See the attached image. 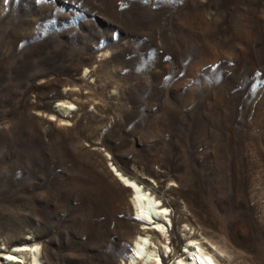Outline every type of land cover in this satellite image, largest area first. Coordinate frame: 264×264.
Wrapping results in <instances>:
<instances>
[{
    "label": "rangeland",
    "instance_id": "374dc122",
    "mask_svg": "<svg viewBox=\"0 0 264 264\" xmlns=\"http://www.w3.org/2000/svg\"><path fill=\"white\" fill-rule=\"evenodd\" d=\"M111 164L169 209L166 240ZM139 233L163 264L191 237L264 264V0H0V254L132 264Z\"/></svg>",
    "mask_w": 264,
    "mask_h": 264
},
{
    "label": "bare ground",
    "instance_id": "6f19581e",
    "mask_svg": "<svg viewBox=\"0 0 264 264\" xmlns=\"http://www.w3.org/2000/svg\"><path fill=\"white\" fill-rule=\"evenodd\" d=\"M57 106L62 113H66L73 108V105L69 101H60ZM50 116L52 119L53 114ZM111 167L114 176L125 187L131 190L134 218L142 221V228H145V232L146 229L151 228L153 232L163 235L166 240V232L168 226L171 225V219L168 217L169 209L148 188L138 183L135 179L123 174L113 164H111ZM136 217H141V219H137ZM157 219L158 221L155 222ZM144 233L137 234L133 240L131 254L129 255L130 262L133 264L136 258H141L143 264H163V254L169 255L171 246L169 243H166L167 241H163L161 248L156 249V247L149 245L151 241H149L148 235ZM199 241L195 237L189 238L186 247L190 246L191 248L186 250L187 257H179L175 260L174 264H218L217 260L213 257V251L215 253L216 249L213 250V248L208 247L209 250H206ZM26 255H28V259L25 261ZM0 259L4 261V264H44L40 256L38 244L29 247L27 245H16L12 248L3 246L1 248ZM23 259L25 262H22Z\"/></svg>",
    "mask_w": 264,
    "mask_h": 264
},
{
    "label": "snow or ice",
    "instance_id": "6c2138e0",
    "mask_svg": "<svg viewBox=\"0 0 264 264\" xmlns=\"http://www.w3.org/2000/svg\"><path fill=\"white\" fill-rule=\"evenodd\" d=\"M137 219H141V217H136Z\"/></svg>",
    "mask_w": 264,
    "mask_h": 264
},
{
    "label": "water",
    "instance_id": "95a60500",
    "mask_svg": "<svg viewBox=\"0 0 264 264\" xmlns=\"http://www.w3.org/2000/svg\"><path fill=\"white\" fill-rule=\"evenodd\" d=\"M128 188V187H127Z\"/></svg>",
    "mask_w": 264,
    "mask_h": 264
}]
</instances>
